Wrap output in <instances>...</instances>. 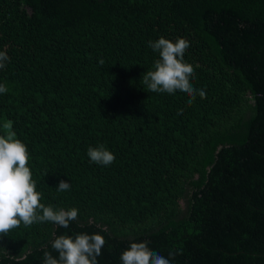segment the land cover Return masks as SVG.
I'll return each mask as SVG.
<instances>
[{
    "label": "trees",
    "instance_id": "16d2710c",
    "mask_svg": "<svg viewBox=\"0 0 264 264\" xmlns=\"http://www.w3.org/2000/svg\"><path fill=\"white\" fill-rule=\"evenodd\" d=\"M160 37L189 41L205 98L148 90ZM0 51V135L26 145L42 204L78 210L0 235V264L97 232L98 264L144 241L170 264H264V0H0ZM101 144L110 165L87 155Z\"/></svg>",
    "mask_w": 264,
    "mask_h": 264
},
{
    "label": "clouds",
    "instance_id": "9594fccd",
    "mask_svg": "<svg viewBox=\"0 0 264 264\" xmlns=\"http://www.w3.org/2000/svg\"><path fill=\"white\" fill-rule=\"evenodd\" d=\"M190 46L185 38H177L175 42L160 37L155 42L149 41V47L159 53V59L154 63V70H149L143 76V83L151 92L175 93L179 90L186 93L191 104L198 94L202 99L206 97L204 90H197L190 83L194 74L191 64L184 61V53ZM9 57L0 51V68L5 66ZM103 65L104 61H99ZM7 87L0 84V93H6ZM5 135H0V235H7L21 223L25 227L33 223L53 222L59 227L68 228L71 221L78 217V210H54L52 206H45L40 202L41 193L36 191L32 172L28 167L29 154L26 145L16 139L11 131V124L3 125ZM87 155L92 162L110 165L114 162V154L104 145L89 147ZM70 183L61 180L57 191H66ZM42 211V215L38 214ZM105 244L104 237L99 233L77 234L73 239L68 235H60L52 242V248L58 252L59 258L45 252L43 264H98L97 257ZM148 242H133L121 254L122 264H170V260L151 251ZM175 253L169 252V256ZM18 259H26L19 257Z\"/></svg>",
    "mask_w": 264,
    "mask_h": 264
}]
</instances>
